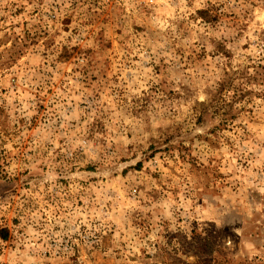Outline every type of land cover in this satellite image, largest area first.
<instances>
[{"label":"rangeland","instance_id":"1","mask_svg":"<svg viewBox=\"0 0 264 264\" xmlns=\"http://www.w3.org/2000/svg\"><path fill=\"white\" fill-rule=\"evenodd\" d=\"M0 163V264H264V0H0Z\"/></svg>","mask_w":264,"mask_h":264},{"label":"trees","instance_id":"2","mask_svg":"<svg viewBox=\"0 0 264 264\" xmlns=\"http://www.w3.org/2000/svg\"><path fill=\"white\" fill-rule=\"evenodd\" d=\"M0 166H1V163H0ZM0 174H2L1 170H0ZM3 236L6 237V234H4Z\"/></svg>","mask_w":264,"mask_h":264},{"label":"built area","instance_id":"3","mask_svg":"<svg viewBox=\"0 0 264 264\" xmlns=\"http://www.w3.org/2000/svg\"><path fill=\"white\" fill-rule=\"evenodd\" d=\"M108 2H110L111 0H107ZM113 1H115V0H113ZM116 1H118V0H116Z\"/></svg>","mask_w":264,"mask_h":264}]
</instances>
